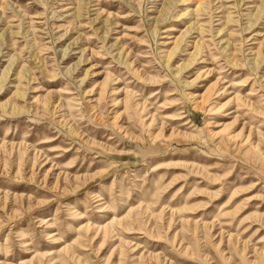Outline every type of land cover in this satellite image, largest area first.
<instances>
[{
  "label": "rangeland",
  "instance_id": "rangeland-1",
  "mask_svg": "<svg viewBox=\"0 0 264 264\" xmlns=\"http://www.w3.org/2000/svg\"><path fill=\"white\" fill-rule=\"evenodd\" d=\"M0 264H264V0H0Z\"/></svg>",
  "mask_w": 264,
  "mask_h": 264
},
{
  "label": "bare ground",
  "instance_id": "bare-ground-1",
  "mask_svg": "<svg viewBox=\"0 0 264 264\" xmlns=\"http://www.w3.org/2000/svg\"><path fill=\"white\" fill-rule=\"evenodd\" d=\"M157 150H160L159 146L156 148L154 146H147V148L143 149L142 152L143 153H150L151 156H156V155H159Z\"/></svg>",
  "mask_w": 264,
  "mask_h": 264
}]
</instances>
